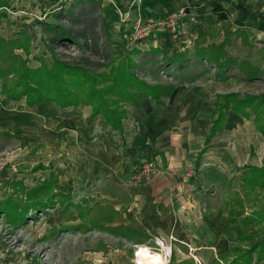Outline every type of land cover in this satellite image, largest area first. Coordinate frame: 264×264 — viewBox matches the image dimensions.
Here are the masks:
<instances>
[{
  "label": "rangeland",
  "instance_id": "rangeland-1",
  "mask_svg": "<svg viewBox=\"0 0 264 264\" xmlns=\"http://www.w3.org/2000/svg\"><path fill=\"white\" fill-rule=\"evenodd\" d=\"M133 1L0 0V38L22 39L20 32H25L30 39L29 51L26 53L22 49H13V53L25 62L26 67L37 69L42 62L50 68L53 56L67 63L81 57L82 52L70 41H65L63 37L55 39L53 28L56 26L78 37L82 35L90 42L89 46L97 42L100 53L88 46L95 55L88 51L84 56L90 59L91 64L98 63L100 57L111 54V51L128 55L137 49L136 46L141 47L139 44L143 48H150L149 42L168 52L180 51L187 46L191 49L190 41L201 35L202 31L207 34L206 44H218L225 30L223 27H230L245 31L246 38L244 42L232 38L227 50L229 56L250 64V70L257 75L256 78L246 80L241 72L231 68L223 79L217 76L209 64L195 63L188 73L200 74L203 69H208V73L195 81L192 87L204 90V97L211 103H214L217 94L235 92L241 96L264 95V0H159L160 5L163 2L166 5L167 2L170 3L164 10L173 9L171 14L177 16V31L160 29L143 39L134 38V23L137 20L148 22L155 18L142 15L143 0L136 1L135 4ZM175 3H179L180 8L177 10ZM118 12L126 17V22H120ZM171 14L164 12L158 17ZM131 55L134 59L139 58L135 71L140 79L149 84L160 80L172 86L178 85L179 77L175 70L171 78L159 73L155 64L160 54L148 55L149 60H155L152 62L153 66L148 63L147 54L143 57L139 54ZM113 57L114 54L111 58ZM9 61L11 66L19 64L17 60L13 65L11 59ZM3 66L0 63V67ZM16 81V76L11 74L5 78L0 76V202L10 196L16 201L25 199L18 192V182L28 191L43 182L40 178L46 173L48 175L51 170L57 176L61 175L62 182L69 178L65 179L63 175L67 176L73 170V167L71 170L63 167L70 157L66 156V150L60 148L59 144L66 138L67 132H60L61 136L57 139L56 132L59 134L60 125L57 114H53L55 105L46 102L28 107L24 98L9 101L6 97L8 94H4L3 89L10 92ZM55 107L58 111L59 107ZM227 116V123L213 141V151L208 158L218 160L220 166L206 168L203 173L204 168L194 173L190 167L184 173V178L190 185L187 186L188 192L200 201L202 208L206 204L214 208L220 205L226 192V178L233 179L237 176L238 168L248 164L260 167L264 159V138L254 127V116L243 119L233 112ZM211 118H202L207 122L206 130ZM131 128L133 127L130 126ZM202 134L193 137L194 146L204 141ZM39 166L41 167L38 168ZM71 180L74 182V179ZM232 188L242 190L237 178L233 180ZM185 190L182 189L181 192ZM64 192L72 195L74 204L85 199L81 206L92 210L89 218L102 210L100 206L104 208L113 204L112 198L106 193L109 191L99 192L93 186L83 191L79 189ZM110 192L118 196L117 192ZM45 212H34L25 224L17 227L0 216V264H177L179 260L189 258L195 264H215L210 256L216 252L211 245H203L201 237H189L192 240L188 243L190 248L185 244L188 253H184L176 245V239L172 235L162 234L158 230L159 237L151 235L143 244H135V241L117 238L89 223L83 224L79 220L65 222L59 205L47 207ZM62 227L68 228L67 231ZM185 230L187 235H202L196 226L186 225ZM161 240L163 249L158 246V241Z\"/></svg>",
  "mask_w": 264,
  "mask_h": 264
},
{
  "label": "trees",
  "instance_id": "trees-1",
  "mask_svg": "<svg viewBox=\"0 0 264 264\" xmlns=\"http://www.w3.org/2000/svg\"><path fill=\"white\" fill-rule=\"evenodd\" d=\"M223 28L225 29L223 39L218 44H206L207 34L201 33L191 41L192 48L182 53L167 56L159 49L152 51L154 55L161 54L155 64L159 73L171 78L175 70L179 77L178 84L188 85L208 73V69H203L200 74L192 75L188 73L190 67L195 63L198 65L205 63L209 64L217 76L223 79L231 68L241 72L246 80L255 79L257 75L250 70L251 65L229 56L227 51L232 38L235 37L244 42L246 32L239 29L233 30L230 27ZM53 29L55 39L63 37L65 41H70L82 52L81 57L67 63L53 56L50 68L42 62L39 68L31 69L13 53V49H22L26 53L29 51V36L25 35V32H20L22 39L0 38V63L4 65L0 67V76L5 78L6 75L11 74L17 78L14 88L10 92L3 89V93L8 94L6 97L11 102L24 98L28 107L46 102H52L60 109L77 108L79 105L90 106L89 119L92 122L96 118L103 119L113 132L120 134L121 143H123V121L127 116L125 104H141L148 98L154 101L159 100L164 91L163 84H149L136 75L137 64L131 54H139L137 49L128 55L111 51V54L100 57L98 63L91 64L90 59L84 56L88 51L95 55L88 49L89 47L100 53L101 49L97 46V42L89 46L90 42L82 35L78 37L57 26ZM113 54L114 57L111 58ZM9 58L12 65L16 60L19 64L11 66ZM229 112H234L243 119L253 115L254 127L264 138V95L241 96L235 92L217 94L211 112L210 125L207 128L208 132L204 138V148L196 155L194 173L198 172L201 158L206 153L208 144L225 126ZM236 173L237 176L233 179L226 178V192L220 205L214 208L207 204L201 215L203 224L210 230L216 229L225 219L234 236L233 247L212 261L215 264H262L264 262V159L262 166L248 164L238 168ZM236 178L241 183V191L232 188V182ZM16 187L25 199L16 201L10 196L0 202V216H4L13 226L25 224L34 212L45 214L47 207L59 205L65 222L79 220L83 224L89 223L94 228L103 232L107 231L117 238L135 241V244H143L151 235L160 236L149 220L138 219L132 212L127 210L120 212L109 205L104 208L100 206L102 210L96 216L89 218L92 210L81 206L83 202L85 203V199L74 204L72 195L64 192L53 170L43 182L36 184L28 191L20 182L16 184ZM61 229L67 231L68 228ZM156 229L162 234L172 235L176 239V245L183 249L184 253H188L185 244L189 243V238L172 213L166 212L158 218ZM177 264H195V262L189 258L179 260Z\"/></svg>",
  "mask_w": 264,
  "mask_h": 264
},
{
  "label": "crops",
  "instance_id": "crops-1",
  "mask_svg": "<svg viewBox=\"0 0 264 264\" xmlns=\"http://www.w3.org/2000/svg\"><path fill=\"white\" fill-rule=\"evenodd\" d=\"M158 1L143 0L142 15L157 18L164 12L169 14L173 12V9L164 10V7H168L170 3L167 2L166 5L163 2L160 5ZM175 6L176 10L180 8L179 3H175ZM139 45L141 47L136 46L139 56L143 57L147 54V60H149L148 55H154L152 53L154 50L159 49L167 56H172L189 49L187 46L179 49L180 51L168 52L151 42L148 44L151 47L147 49L143 48L142 44ZM134 61L138 66L139 58L137 57ZM153 61L155 60H149L148 63L153 66ZM159 83L163 84L164 89L159 100L154 101L148 98L141 104L125 105L127 119L123 121V143H121L120 134L113 132L103 119L96 118L93 122L89 119L91 113L89 106L58 108L57 111V108L52 105L53 114H57L58 125H60L59 134L56 132L57 139L61 136L60 132H67L66 138L59 144L60 148L66 150V156L70 157L66 164L62 163L63 167L70 170L73 167L67 176L63 175L65 179L69 177L66 182H62L61 175L58 176L59 185L66 192L79 189L83 191L89 186H93L99 192L107 190L109 192L106 193L112 198V206L116 210L120 212L127 210L137 215L138 219L149 220L156 231L158 218L170 212L179 220L183 231H186L185 226L188 225L196 226L197 230L202 232L201 236L197 233L187 236L196 239L201 237L203 245L206 247L211 245L216 252L210 256L212 261L233 247L234 236L225 219L214 230H210L203 224L201 215L206 206L202 208L200 201L188 192L189 184L184 178V173L190 167L194 169L196 155L204 148V141L197 146H194L192 141L197 134L203 133V139L207 135V122H204L205 119L202 118H211L214 103L207 101L204 90L200 91L192 87L194 82L187 86L181 84L172 86L160 80L151 84ZM130 126L133 128L130 129ZM215 138L208 144V149L201 158L198 172L203 168L202 173L206 168L220 166L218 160L208 159L213 151ZM146 161L155 162L157 173L147 184L139 183L134 175L138 166ZM47 176L46 173L40 179L44 180ZM182 189L186 190L181 192ZM110 191L117 192L118 196ZM189 241L192 240L189 239Z\"/></svg>",
  "mask_w": 264,
  "mask_h": 264
},
{
  "label": "built area",
  "instance_id": "built-area-1",
  "mask_svg": "<svg viewBox=\"0 0 264 264\" xmlns=\"http://www.w3.org/2000/svg\"><path fill=\"white\" fill-rule=\"evenodd\" d=\"M139 2V0H134L133 3L135 4ZM118 18H120V22L124 23L126 22V17L118 12ZM177 16L171 14V15H164L162 17H157L155 19H150L148 22L137 20L133 25V32L135 39H143L154 32H157V30L160 29H166L170 32L177 31L176 26ZM160 74H162L160 72ZM157 173V167L154 161H146L144 164L139 165L137 172L135 173V179L139 183H148L150 182L154 175ZM175 242V241H174ZM162 240L158 241L159 248H162ZM189 247V244L187 245ZM190 248V247H189ZM163 249V248H162Z\"/></svg>",
  "mask_w": 264,
  "mask_h": 264
}]
</instances>
